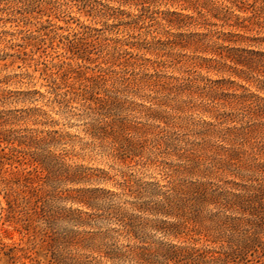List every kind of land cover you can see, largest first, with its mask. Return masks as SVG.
<instances>
[{"label":"rangeland","instance_id":"1","mask_svg":"<svg viewBox=\"0 0 264 264\" xmlns=\"http://www.w3.org/2000/svg\"><path fill=\"white\" fill-rule=\"evenodd\" d=\"M258 107L264 0H0V140L23 162L0 176L25 184L17 211L0 185V264H135L109 256L134 246L227 253L220 221L237 214L210 204L165 230L177 220L149 209L180 179L217 193L263 183ZM101 120L113 132H96ZM187 149L203 160L191 173ZM261 236L220 264H264Z\"/></svg>","mask_w":264,"mask_h":264},{"label":"trees","instance_id":"2","mask_svg":"<svg viewBox=\"0 0 264 264\" xmlns=\"http://www.w3.org/2000/svg\"><path fill=\"white\" fill-rule=\"evenodd\" d=\"M236 64L245 65L244 62L236 60ZM106 104L102 105L99 109V116L107 114L108 109L105 108ZM107 109V110H106ZM259 109V110H258ZM258 111H249L258 114L259 112L264 113V108H259ZM96 132L107 133L108 130L113 132L115 126L106 121L101 120L93 127ZM229 132H234L229 130ZM242 133H236L235 136L241 138ZM246 136V135H245ZM11 144V140H0V175L3 167L9 164H22L19 156L16 154L18 149L15 147H4L3 145ZM116 143V142H115ZM127 145L131 146L132 142L127 140ZM143 147V145H141ZM126 147H121L120 152L126 158L132 155L130 152H134ZM10 149V154L6 152V149ZM191 152L185 155L186 160V172L193 171L194 166L197 167L203 160L202 156L196 155L195 149H187L185 152ZM235 159H231L234 161ZM261 171L264 173V166H261ZM0 185L4 184V189L7 195V201L11 210L17 211L19 208V199L25 191L22 187L21 177H15L11 179H1ZM24 181H27L25 177ZM171 186H165V190L160 189L158 195H161V201L155 203L153 208H150L154 215L164 216L167 218L176 219V223L168 224L166 221L162 222L165 230H177L183 226H187L189 223H200V214L203 211V207L206 205H214L217 209L222 212H231L237 214L235 217L226 215L221 221L220 225L226 230L230 231L228 243L230 245L227 253H220V256H216L215 253L210 251L190 250L186 248H179L171 246L168 248L160 247L153 249L152 247H139L134 246L129 250H119L110 252L109 256L111 259H115L123 262H133L135 264H220L223 262L221 255L236 256L243 252H247L256 249L262 244V234L264 232V182L257 185L245 186L243 192L225 191L224 189L217 193V191L211 190V185L199 182L185 180L173 181L170 183ZM17 185V187H15ZM221 188V187H219ZM4 212L5 208H1ZM239 214V215H238ZM127 215L123 218L127 219ZM125 221V220H124ZM140 228V224H136L134 217H129L125 223V229L127 233H137ZM136 235V234H135ZM0 263L2 258L0 255Z\"/></svg>","mask_w":264,"mask_h":264}]
</instances>
